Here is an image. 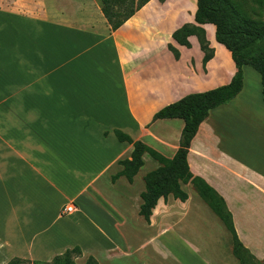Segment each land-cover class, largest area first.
Listing matches in <instances>:
<instances>
[{
  "label": "crops",
  "instance_id": "0c3cea01",
  "mask_svg": "<svg viewBox=\"0 0 264 264\" xmlns=\"http://www.w3.org/2000/svg\"><path fill=\"white\" fill-rule=\"evenodd\" d=\"M185 6L152 0L113 32L97 0H0V264L52 262L76 247L99 264H184L181 249L196 264H240L231 234L190 184H182L186 202L170 196L150 223L140 216L144 178L160 167L149 154L133 183L112 181L133 153L115 131L173 158L184 123L154 116L236 73L232 60L230 77H210L216 50L204 70L196 37L191 49L175 42ZM248 71L241 94L201 125L188 163L262 262L264 101L261 79L249 90ZM67 206L75 212L65 216Z\"/></svg>",
  "mask_w": 264,
  "mask_h": 264
},
{
  "label": "trees",
  "instance_id": "16d2710c",
  "mask_svg": "<svg viewBox=\"0 0 264 264\" xmlns=\"http://www.w3.org/2000/svg\"><path fill=\"white\" fill-rule=\"evenodd\" d=\"M111 31L122 28L139 11L152 0H97ZM165 3L167 0H159ZM195 24H187L173 34V39L180 46L191 49L189 38L196 37L204 54L203 68L215 57L206 38L205 26H214L215 40L222 45L232 57L236 73L231 82L205 93L188 95L180 101L165 107L157 113L153 122L160 120H181L184 128L181 134L179 149L173 158H167L140 141H134L128 135L115 131L117 140L133 146L131 159L120 161L123 170L112 178L115 183L125 177L129 183L144 166L143 156L149 154L160 167L144 178L146 190L141 195L140 216L150 223L153 211L161 199L172 196L175 200L186 202L188 195L182 184H190L200 198L211 208L223 222L232 236V253L240 264H264L259 261L240 241L233 216L224 199L203 179L195 177L190 170L188 154L191 143L201 125L209 118L212 111L228 105L235 100L244 88V67L253 68L261 77L262 96L264 101V0H195ZM169 51L178 61L180 52L172 45ZM82 257L79 247L68 250L52 262L24 261L14 259L9 264H77ZM85 264H99L89 258Z\"/></svg>",
  "mask_w": 264,
  "mask_h": 264
},
{
  "label": "rangeland",
  "instance_id": "374dc122",
  "mask_svg": "<svg viewBox=\"0 0 264 264\" xmlns=\"http://www.w3.org/2000/svg\"><path fill=\"white\" fill-rule=\"evenodd\" d=\"M177 1V0H173ZM250 1V0H248ZM196 1L195 0H186V6L182 8L183 13V19L182 22L187 24H193L194 21V15L196 12ZM262 20L264 22V12L262 14ZM195 24V23H194ZM177 27L179 24L176 25ZM206 38L208 42L210 43L211 48L216 50V59H214L212 66L210 67L209 76L212 78H217L220 75L230 77L233 72V62L231 59V54L221 45H219L215 40V28L213 26H206ZM212 43H211V42ZM230 57V59H229ZM196 65H197V57H194ZM249 71L245 75V79H247V85L251 92H255V83L253 79H261L260 75L251 67H248ZM256 75V76H255ZM258 76V78H257ZM256 122V121H255ZM218 135L224 139L226 142L225 147L228 151L235 150V148L232 146V137L227 135V130L220 128L218 131ZM230 135L231 133L228 132ZM178 254L185 258L184 264H196L201 261H197L195 258L193 259L191 257V254L188 251H185L184 249H181ZM140 258V255L137 259ZM87 260H83V258L76 259L77 264H85ZM26 264V263H25Z\"/></svg>",
  "mask_w": 264,
  "mask_h": 264
},
{
  "label": "built area",
  "instance_id": "2783aa9c",
  "mask_svg": "<svg viewBox=\"0 0 264 264\" xmlns=\"http://www.w3.org/2000/svg\"><path fill=\"white\" fill-rule=\"evenodd\" d=\"M75 212V208L73 206H67L63 210V215H70Z\"/></svg>",
  "mask_w": 264,
  "mask_h": 264
}]
</instances>
